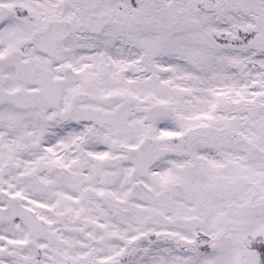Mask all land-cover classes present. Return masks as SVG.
<instances>
[{"label":"snow or ice","instance_id":"obj_1","mask_svg":"<svg viewBox=\"0 0 264 264\" xmlns=\"http://www.w3.org/2000/svg\"><path fill=\"white\" fill-rule=\"evenodd\" d=\"M0 264H264V0H0Z\"/></svg>","mask_w":264,"mask_h":264}]
</instances>
